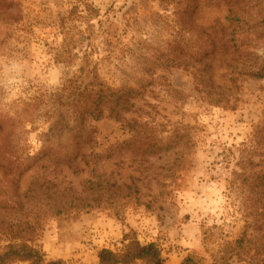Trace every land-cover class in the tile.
<instances>
[{"label":"rangeland","instance_id":"1","mask_svg":"<svg viewBox=\"0 0 264 264\" xmlns=\"http://www.w3.org/2000/svg\"><path fill=\"white\" fill-rule=\"evenodd\" d=\"M247 1L0 0V253L24 242L47 262L97 264L90 252L119 253L125 234L157 245L165 264L264 261L263 241L242 237L233 183L247 159L264 169V142L251 140L264 130V0ZM93 86L137 89L126 121L152 143L175 133L181 143L143 156L123 149L132 135L119 122L78 120L80 92ZM81 129L93 143L74 175L55 159L83 142ZM92 171L134 182L139 202L55 217L23 199L33 180L80 193Z\"/></svg>","mask_w":264,"mask_h":264},{"label":"trees","instance_id":"2","mask_svg":"<svg viewBox=\"0 0 264 264\" xmlns=\"http://www.w3.org/2000/svg\"><path fill=\"white\" fill-rule=\"evenodd\" d=\"M252 2H256L252 8L259 5L257 0H248L247 3H242L241 6L246 7L247 4ZM241 13H243L242 8L236 17L240 23V29H242L243 25L249 24L248 20L247 22L243 20ZM247 18L251 19L250 16ZM249 29L250 27H248L247 32H249ZM254 76L260 77V74L256 73ZM84 92L81 91L79 95L81 100L80 112L78 111L77 113V119L79 120V117H81L83 121L90 119L96 122L106 116L119 122L132 135L131 140L124 142L123 149L143 156H155L167 154L175 150L181 143L183 137H179V133L173 134L168 144L152 143L145 128L142 129V126H138L139 124L136 122L131 123L126 121L124 116L137 109L135 102L140 95L137 89L128 87L110 89L93 86L90 90L86 89ZM221 101V99L216 97L212 102L218 105L221 104ZM0 131L7 133L4 132L3 128H0ZM80 131L82 135L79 138H82L83 142L78 144L77 147L74 146L73 149H71V145L68 146V149L66 148L67 151L55 159L57 167L61 165L66 166L74 175H79L83 171L80 167L82 162L87 166L86 149H90L91 146L89 145L93 143L90 131L85 132L83 129ZM251 140L255 143L260 142V144L262 141L264 142L263 127H255ZM187 142L185 141L184 144L186 145ZM254 148L252 155H255L258 151L257 148ZM259 156L262 158L260 162L264 163V151ZM242 160L243 157L239 161ZM250 165H252V161L251 159H247L241 168L242 171L240 173L235 172V180H233V183L243 188L239 193L244 202L243 210L240 214V221L243 223L242 237L248 235L251 238H256L258 241H263L262 245H264V169L251 171ZM92 173V178L85 179L82 182L83 185L80 193L69 189L58 194L48 189L45 186L47 183L33 180L24 193L23 199L33 204L41 201L47 202L48 205L50 204L48 206L49 214L55 217L99 209L104 206L110 207L115 203L130 198L139 202L140 191L134 182L130 184H117L108 181L103 175L94 173V171ZM49 186L52 188L56 187L55 185ZM19 210L22 211L21 208ZM202 236L204 240L209 239L206 230L202 232ZM123 244V248L119 253L100 250L96 255L97 264H165L159 248L154 243L142 246L136 238H129L124 234ZM256 249L263 255L264 247H257ZM15 261L29 262V264H65L60 260L45 261L40 250L33 246H28L24 242L22 244H9L0 253V264H10ZM182 264L196 263L188 257ZM259 264H264V261H260Z\"/></svg>","mask_w":264,"mask_h":264},{"label":"crops","instance_id":"3","mask_svg":"<svg viewBox=\"0 0 264 264\" xmlns=\"http://www.w3.org/2000/svg\"><path fill=\"white\" fill-rule=\"evenodd\" d=\"M109 234H110V231H108V232L105 234V236H107V235H108V236H111V237H112V236H117V233H116V234H115V233H114V234L111 233L110 235H109ZM111 237H110V238H111ZM94 242H95V241H94ZM96 243H97V242H95V244H96ZM76 245H77V244H76ZM78 245H79V242H78ZM87 255H88V258H89V253H88ZM87 255H86V256H87ZM93 255H94V254H93V251L90 252V259H93V258H94V259L96 260L95 255H94V256H93ZM95 260H94V261H95Z\"/></svg>","mask_w":264,"mask_h":264},{"label":"built area","instance_id":"4","mask_svg":"<svg viewBox=\"0 0 264 264\" xmlns=\"http://www.w3.org/2000/svg\"><path fill=\"white\" fill-rule=\"evenodd\" d=\"M90 249H92V246H90Z\"/></svg>","mask_w":264,"mask_h":264}]
</instances>
